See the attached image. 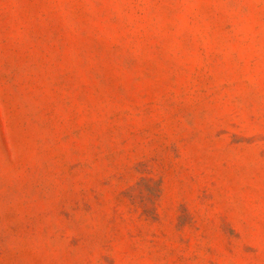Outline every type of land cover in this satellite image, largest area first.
<instances>
[{"label":"rangeland","instance_id":"1","mask_svg":"<svg viewBox=\"0 0 264 264\" xmlns=\"http://www.w3.org/2000/svg\"><path fill=\"white\" fill-rule=\"evenodd\" d=\"M0 264H264V0H0Z\"/></svg>","mask_w":264,"mask_h":264}]
</instances>
